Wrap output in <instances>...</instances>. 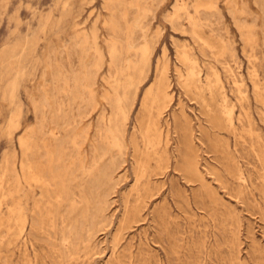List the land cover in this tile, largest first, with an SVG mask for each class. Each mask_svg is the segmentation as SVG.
<instances>
[{"label": "rangeland", "instance_id": "rangeland-1", "mask_svg": "<svg viewBox=\"0 0 264 264\" xmlns=\"http://www.w3.org/2000/svg\"><path fill=\"white\" fill-rule=\"evenodd\" d=\"M185 1L194 14L199 1ZM213 1L218 14L201 16V35L227 42L224 53L200 47L187 16L171 20L181 0H120L117 9L112 0H0V264H264V6ZM245 1L247 12L236 21L235 2L242 10ZM113 19L122 27L112 38ZM115 37L133 51H125L126 64L145 44L152 63L148 78L129 89L128 151L113 187L94 182L90 144L97 146L98 120L112 114ZM183 52L198 61V84L184 78L192 64L182 62ZM99 56L104 65L95 67ZM214 70L224 88H209ZM44 96L46 110L38 107ZM82 100L90 103L83 121ZM61 107L60 126L90 129L87 146L77 154L69 143L55 172L69 174L64 192L61 183L34 177L45 168L40 147ZM27 134L38 141L28 152L20 144Z\"/></svg>", "mask_w": 264, "mask_h": 264}, {"label": "bare ground", "instance_id": "bare-ground-1", "mask_svg": "<svg viewBox=\"0 0 264 264\" xmlns=\"http://www.w3.org/2000/svg\"><path fill=\"white\" fill-rule=\"evenodd\" d=\"M120 0H112L111 2V7L114 6L119 2ZM182 4L180 5L179 7V10L177 13L174 14V16L170 17L171 20L174 19V21L176 19H179V17H181L182 15L183 16H187L188 18V22H189V25L191 27V32L193 34V38H196L200 47L202 48H205V49H210V50H217L219 49L220 52H225V50L228 49V46L226 45V43L224 44L223 41L222 43L220 44H217L215 42H212V41H209L207 40L206 38H204L202 35H201V31L202 29L205 27L206 24L202 23V21L200 20L201 16L202 15H206L208 16L209 18L210 17H214V15H217L216 14V10H217V7H216V4L214 3L215 1L213 0H198L199 2L196 3V5L194 6V14H191L189 12V4L185 1V0H181ZM262 1V4L264 6V0H260ZM117 2V3H116ZM116 3V4H115ZM122 4V2H121ZM107 5V4H106ZM109 5V6H110ZM120 5V4H119ZM137 6V5H136ZM110 7V8H111ZM120 7V6H119ZM246 7H247V4H246V1L243 2V9L240 10L239 8H237V2H235V15H234V12L233 10H230V12L234 15L236 21H239V15L240 14H246ZM152 8V7H151ZM113 9V8H112ZM111 9V10H112ZM117 9V8H116ZM119 9V8H118ZM139 9V8H138ZM137 9V10H138ZM233 9V8H231ZM114 11V10H113ZM251 11V10H250ZM176 12V11H175ZM114 13V12H112ZM138 13V12H137ZM143 13V12H142ZM145 14V13H144ZM115 15V14H114ZM142 15V14H141ZM143 16V15H142ZM113 17V16H112ZM125 17V16H123ZM224 17V16H223ZM252 17V16H251ZM118 18V16H117ZM116 19H113L111 20V24L110 26L112 27V32H115V33H112V38H113V34H115V36L118 34V30H119V26H121V24L118 26L117 22L115 21ZM119 20V19H118ZM170 20V19H169ZM170 20V21H171ZM207 20V19H206ZM204 21V20H203ZM140 24H142L143 22L140 20L138 21ZM217 22V21H216ZM137 23V22H136ZM135 23V24H136ZM174 23V22H173ZM239 23V22H238ZM216 24V23H215ZM214 24V25H215ZM222 24V23H221ZM223 25V24H222ZM132 26V25H131ZM146 26V25H145ZM210 26V25H209ZM217 26V25H216ZM122 27V26H121ZM134 27V26H133ZM142 27V26H141ZM219 27V26H218ZM110 28V27H109ZM147 28V27H146ZM206 28V27H205ZM239 28L241 31H243V34L246 36V37H249L250 33L249 31L246 29V26L244 24H241L239 23ZM210 29V28H209ZM139 30V29H138ZM141 30V29H140ZM144 30V28H143ZM95 31V30H94ZM109 31H111L109 29ZM122 32V30H120ZM147 31V30H145ZM215 31V30H214ZM117 32V34H116ZM143 32V31H142ZM164 32V31H163ZM86 33V32H85ZM81 34V33H80ZM147 35V34H146ZM119 36V35H118ZM121 36V35H120ZM119 36V37H120ZM135 37V35H134ZM117 38V37H115ZM235 38V37H234ZM89 39V38H88ZM228 39V38H227ZM226 39V40H227ZM216 40V39H215ZM225 40V41H226ZM243 40V39H242ZM87 41V39L85 40ZM83 41V42H85ZM122 41V40H121ZM77 42V41H76ZM88 42V41H87ZM85 42V44L87 43ZM106 42V41H105ZM152 42V41H151ZM75 43V42H74ZM80 43V40L79 42ZM96 43V42H95ZM123 43V42H122ZM122 43L120 42V40L117 39H113L111 42H110V46H109V50H110V57H111V64L109 65V67L112 69L114 68L113 70H116V73H115V76L113 78V81H112V84H111V87H113V92L112 94H109L107 96V101H109L112 106V114L110 115L109 119H105L104 116L101 117V119H99L98 117V125H97V128H96V132H95V136H94V140L95 142H97V146L94 144V143H91L90 144V150L92 153H95L97 154L96 158L93 159V164H92V171L96 173L95 175V180L94 182L95 183H99L101 182L102 184H108L110 186H115V183L117 182L116 181V173L118 172V170H120L121 166L123 164H125V159H126V154H127V127H128V120H129V116H130V112H131V104H129V93L130 92V87L133 86V85H138V83L140 82V79L142 80L143 78V74L145 75V72H147L146 70L147 69H150V61H151V48L150 46H148L147 44L143 45L142 47H140L139 49H136L135 46L134 48L136 49L135 51V57L133 60L131 59L127 64L123 61L124 59V54H125V51L127 52V50L125 49L126 47L129 48L127 46V44H125V48L124 46L122 45ZM76 44V43H75ZM83 44V43H82ZM88 44V43H87ZM86 44V45H87ZM106 44V43H105ZM84 45V44H83ZM76 46H79L78 44H76ZM81 46V44H80ZM89 46V45H87ZM83 46H81L82 48ZM86 46H84L85 48ZM96 48H98L99 46H95ZM179 47V45H178ZM95 48V49H96ZM131 48V47H130ZM187 48V47H186ZM185 48V49H186ZM77 49V48H75ZM78 49H80L78 47ZM90 48H88V51H89ZM153 49V48H152ZM83 50V49H82ZM86 50V49H85ZM100 50V49H99ZM99 50H96V52ZM108 50V51H109ZM130 51L132 50L129 49ZM77 51V50H76ZM92 51V50H91ZM95 51V50H94ZM153 51V50H152ZM85 53V51H83ZM90 52V51H89ZM86 51V53H89ZM95 52V53H96ZM133 52V51H132ZM132 52H127V53H130L132 54ZM227 52V51H226ZM78 53V51H77ZM126 53V55H127ZM166 53V51H165ZM70 54V53H69ZM99 54V53H97ZM100 55V54H99ZM83 56V55H82ZM102 56V54H101ZM104 56V55H103ZM102 56V57H103ZM100 57V56H99ZM181 60L182 62L184 63H190L192 64V68L190 70L189 75L188 77H184L186 80L189 79V81H191L193 84H198L201 80V73L200 71L197 70V62L193 61L189 54L187 52H183L181 54ZM83 58V57H82ZM97 55H95V60H96ZM165 58V57H164ZM195 58V57H194ZM206 58V57H205ZM84 59V58H83ZM82 59V61H83ZM103 60V59H102ZM252 60V59H251ZM101 57H100V60L96 63H94V66L95 67H99L100 64H101ZM170 62V61H169ZM82 63V62H81ZM84 63V61H83ZM126 64V65H123V64ZM85 64V63H84ZM83 64V65H84ZM200 64V63H199ZM82 65V66H83ZM104 65V62L103 64ZM188 65V64H187ZM71 66V65H70ZM87 66V64H86ZM85 65L83 66L84 69L86 68L87 70V66L86 67ZM91 66L92 63H91ZM95 67H93V70L96 71V69H94ZM214 67V66H213ZM90 68V67H89ZM92 69V67H91ZM101 69V67H100ZM110 69V70H111ZM163 69V68H162ZM189 69V68H188ZM216 69V68H215ZM83 70V69H82ZM213 70V69H211ZM89 72V70H87ZM93 71V72H94ZM98 71V69H97ZM112 71V70H111ZM91 72V70H90ZM92 72V73H93ZM113 72V71H112ZM59 73V72H58ZM87 73V72H86ZM110 73V72H109ZM68 74V72H67ZM88 74H91V73H88ZM148 74V73H147ZM214 74H215V82H210L209 83V88L212 89L213 87L215 86H221L222 88L223 87V84L221 82V79L219 77V73L217 71L214 70ZM57 75V74H56ZM79 75V74H78ZM139 75V77H137ZM235 75V74H234ZM142 76V78H141ZM146 76V75H145ZM60 77V76H59ZM97 77V76H96ZM147 77V76H146ZM56 78V77H55ZM65 78V77H64ZM110 78V77H109ZM148 78V77H147ZM61 79V78H60ZM84 79V78H83ZM82 79V80H83ZM94 79V78H93ZM57 80V79H56ZM95 80V79H94ZM103 80V79H102ZM68 81V80H67ZM108 81V80H107ZM145 81V79H144ZM17 82V81H15ZM83 82V81H82ZM93 82V81H92ZM186 82V81H185ZM236 82V81H235ZM91 83V82H90ZM143 83V81L141 82V84ZM188 83V81L186 82ZM203 83V82H202ZM59 84V83H58ZM95 84V83H94ZM190 84V83H189ZM14 86V85H13ZM16 86V85H15ZM14 86V87H15ZM68 86V85H66ZM140 86V85H139ZM138 86V87H139ZM165 86V85H163ZM162 86V83L161 85H159L158 89H159V92L160 91H163L162 88H164ZM239 86V85H238ZM92 87V86H91ZM205 87V86H204ZM134 88V87H133ZM15 89V88H14ZM61 89V88H60ZM86 89V88H85ZM130 89V90H129ZM152 89V88H151ZM154 89V88H153ZM77 90V88L75 89ZM139 90V89H137ZM152 90H150L151 92ZM239 91V90H238ZM64 92V91H63ZM72 92V91H71ZM168 92V91H167ZM60 93V92H59ZM88 93V91H87ZM149 93V92H148ZM77 94V93H76ZM137 94H138V91H137ZM137 94L135 93V97L137 96ZM151 94V93H149ZM169 94V93H168ZM129 95V96H128ZM163 95V94H162ZM166 95V94H165ZM214 96V95H213ZM74 97V96H73ZM83 98V96H82ZM229 98V97H228ZM81 99V98H80ZM92 99V98H91ZM59 101V100H58ZM71 101V100H70ZM145 101V100H144ZM69 102V101H68ZM92 102V101H91ZM94 102V101H93ZM96 102V101H95ZM135 102V101H134ZM65 103V102H64ZM142 103V102H141ZM149 104V103H147ZM71 105V104H70ZM49 106V102H48V98L46 96H44L42 98L41 101H39V105L38 107L41 108L42 110H46ZM60 106V105H59ZM69 106V105H68ZM75 106V105H74ZM93 107V106H92ZM133 107V106H132ZM94 108V107H93ZM148 108V107H147ZM227 108V107H226ZM89 109H90V103L85 101V100H82L81 103H80V106L78 107V114H79V117H80V120L83 121V119L85 117L88 116L89 114ZM98 109V108H97ZM42 110H41V113H42ZM147 110V109H146ZM36 111V110H35ZM62 107L61 108H57L56 109V115L53 118V123L55 125L54 129H52V132L50 134V137L48 139H45L44 140V143L42 145V147H40L42 149V151L44 152V156L43 158H45V168H44V164H42V166L38 167L35 174H34V177L35 179H37L38 181H40L43 185H46V186H51L53 183H61L62 184V190L63 192L64 191H67V182L69 183L70 181L68 179L69 177V174L67 173L66 175H61V174H58V175H61V176H57L55 174V172H58L56 170L58 169H61L63 168L62 165V159H63V155L65 153V151H67L69 149V147H67V145H70L69 143L72 144V147L74 149V151L77 152V154H79L80 151H82L85 147V145L87 144V140H88V136H89V132H90V129H89V126L86 128V129H83L81 130L80 132L78 133H75L73 131V129L70 128V123L69 125L67 124V121L65 122L68 127H64V126H60V124L58 123L59 121V115L61 114L62 112ZM165 111V110H163ZM16 112V111H15ZM46 112V111H45ZM64 112V111H63ZM69 112V111H68ZM36 113V112H35ZM147 113V112H146ZM156 113V112H155ZM40 115V114H39ZM46 114L44 113L43 111V114L41 115V123H42V126H41V129L43 131V129L46 127L45 125V120H46ZM66 115V113L64 114ZM227 115V114H225ZM229 117H231L232 115V111L228 113ZM22 116V115H21ZM20 116V117H21ZM68 116V114H67ZM66 116V117H67ZM64 117V116H63ZM75 117V116H74ZM22 118V117H21ZM76 118V117H75ZM64 119V118H63ZM77 119V118H76ZM229 119V118H228ZM231 120V119H230ZM229 120V121H230ZM17 121V120H16ZM13 122V121H12ZM64 124V123H63ZM14 125H17V124H14ZM41 125V124H40ZM74 127V126H73ZM17 128V127H16ZM18 129V128H17ZM35 129V128H34ZM33 129V130H34ZM16 130V129H15ZM57 130L59 131H64L65 134H62L61 132L58 133L56 132ZM151 130V129H150ZM27 131V130H26ZM30 131V130H29ZM158 131V130H157ZM31 132V131H30ZM41 132V131H40ZM156 132V130H155ZM154 132V133H155ZM160 132V131H159ZM28 133V132H27ZM258 134V133H257ZM145 135V134H144ZM35 136V134L31 135V134H27L26 136L22 137L20 139V144H21V149L22 150H26L27 152L28 151H31L33 150L34 148H38L37 147V142H36V139L33 137ZM155 136V134H154ZM145 137V136H144ZM147 138V139H146ZM38 139V138H37ZM145 139L147 141H149L150 143H154V141H156L154 138L152 139V137L150 135H148L147 137H145ZM146 143V142H145ZM157 144V143H156ZM148 145V144H146ZM87 146V145H86ZM159 146V145H158ZM156 147V145H155ZM223 148V147H222ZM40 149V150H41ZM73 149H71L73 151ZM70 150V152H72ZM41 152V151H40ZM69 152V153H70ZM26 153V152H25ZM74 153V152H73ZM76 154V153H75ZM66 157L68 159H74V156L70 154H65ZM136 155V154H135ZM27 156V155H26ZM86 156V155H85ZM84 158V157H83ZM83 158L81 157H77V159H75L81 166L82 162H83ZM67 159V160H68ZM15 160V159H14ZM64 160V159H63ZM101 160H106L105 164L103 165V167L99 170H95L96 169V166L99 164V161ZM23 162V161H22ZM40 162V161H39ZM64 162V161H63ZM74 162V161H73ZM77 162H75L74 164H78ZM24 163V162H23ZM37 163V162H36ZM26 165V164H24ZM32 165V164H31ZM30 167V166H29ZM28 167V168H29ZM33 167V165H32ZM36 167V166H35ZM140 167V166H139ZM26 168V167H25ZM71 168V167H70ZM76 168V167H75ZM82 168V167H81ZM65 169V168H64ZM74 169V167H73ZM35 170V169H34ZM82 170H84L82 168ZM29 171V170H28ZM70 171V170H69ZM25 172V171H24ZM64 172V171H63ZM67 172V171H66ZM71 172V171H70ZM74 173V172H73ZM74 176V174H73ZM90 177V176H89ZM138 177V176H137ZM60 186V185H58ZM95 186V184H94ZM98 186V185H97ZM41 187V186H40ZM101 187V186H100ZM46 189V188H45ZM61 190V189H60ZM5 192V191H4ZM69 192V190H68ZM66 192V193H68ZM65 194V193H64ZM2 195V194H1ZM66 195V194H65ZM1 197V196H0ZM64 197V196H63ZM77 197V196H76ZM94 200L97 201V198L94 197ZM1 206V204H0ZM18 207V206H17ZM15 208V207H14ZM21 209V208H19ZM14 210V209H13ZM35 210V209H34ZM10 213V212H9ZM24 213V212H23ZM40 213V212H39ZM11 214V213H10ZM25 214V213H24ZM23 214V215H24ZM39 216V215H38ZM16 217V216H15ZM3 218V217H2ZM14 218V217H13ZM15 219V218H14ZM9 220V219H7ZM17 221H20L21 220V216L19 215L18 218H16ZM15 220V221H16ZM14 221V223H16ZM49 221V220H48ZM2 223V222H0ZM10 224V223H9ZM12 224V223H11ZM19 224V223H18ZM2 225V224H1ZM5 225V224H4ZM15 225V224H14ZM16 226V225H15ZM20 226V225H19ZM25 226V225H24ZM14 227V226H13ZM12 227V228H13ZM67 227V226H66ZM18 228V227H17ZM23 228V227H22ZM24 230V229H23ZM24 233V231H23ZM96 234V233H95ZM16 235V234H15ZM17 243V242H16Z\"/></svg>", "mask_w": 264, "mask_h": 264}]
</instances>
